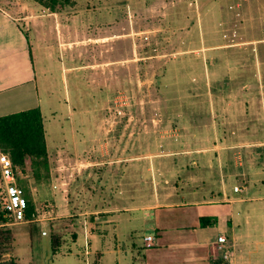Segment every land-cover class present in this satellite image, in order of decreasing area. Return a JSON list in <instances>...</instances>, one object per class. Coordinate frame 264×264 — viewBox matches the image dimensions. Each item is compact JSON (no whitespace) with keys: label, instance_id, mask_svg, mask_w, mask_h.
I'll return each mask as SVG.
<instances>
[{"label":"rangeland","instance_id":"1","mask_svg":"<svg viewBox=\"0 0 264 264\" xmlns=\"http://www.w3.org/2000/svg\"><path fill=\"white\" fill-rule=\"evenodd\" d=\"M77 3L78 8L87 3L97 7L105 1L77 0ZM233 3L234 7H231ZM243 4L242 8H238L237 0H181L177 5H169L158 13L141 15V4L136 0H123L119 4L110 0L107 25L103 17L105 12L102 16L99 12L80 15L84 22L91 17H94V21L100 20L93 22V27L89 28L94 34L100 29L111 35L126 34V39L109 44V58H125V62L115 65L103 75L89 70L66 72L63 69L71 65L80 66L86 62L106 60L107 54L102 58L101 50L92 52L79 48L77 57L72 62H64L59 52H49L45 46L36 52L34 67L47 117L50 167L48 172H41L38 180L33 175L30 161L26 170L20 168V185L22 183L26 197L32 199L36 205V217L29 223L19 222L0 228V234L9 231L12 236L11 242L1 248L6 252L3 255L5 260L14 259L18 264H87L83 248L84 238L81 236L78 242L73 241L77 239V234L80 238V233H84L86 221L91 225L92 215L84 214L77 218L70 215L74 212H86L88 192L91 191L96 193L94 204L98 207L105 200L112 204L118 203L112 192L113 188H117V182L123 180V175L127 189L123 204L127 207L138 204L143 209L136 214L133 222L121 225L119 235L125 250L120 251V254L106 255L103 264H140L147 254L151 257L158 252L156 249L150 252L141 249L146 234L156 235V223L161 224V230L172 228L170 224L156 221L155 212L145 210L148 204L154 203L153 173L159 175V181L161 178L167 179L168 187H171L174 194L179 193L171 202L182 201V192L192 188L178 180V177L182 179L184 176L178 174L179 169L173 168L176 163H166L165 156L159 157L157 166L154 164L153 171L148 172L152 158L149 155L162 156L169 149L177 151L187 142L182 128L188 121H193V114L202 115L203 121L208 123L212 120L209 98L204 97L195 102L188 96V91L194 89L205 92L207 81L214 78V64L217 68V48L208 49L206 52L200 50L198 55L194 54L195 51H183L217 45V38L222 36L217 35V26L220 25L217 18L221 17L252 16L256 31L251 30V34L256 32V37H263L257 30L264 16V0H255L249 6L247 2ZM71 6L72 4L62 1L57 8L61 15L68 18L75 14V8ZM53 24L54 21L46 24L50 36L53 35ZM139 29L143 33L134 34V30ZM218 29L222 28L219 26ZM82 31L84 33L86 30ZM233 31L228 32L229 38ZM237 33L241 32L237 30ZM81 36L83 34L78 31L77 37ZM262 47L264 43L256 46ZM252 49L253 46L247 47L240 54L244 53L246 61L254 64L255 53ZM237 51L238 48H233L218 52L223 55L218 58V62H222L227 53L235 57L234 53ZM191 79L196 81L195 87L189 82ZM69 95L70 105L76 111L72 119H69L67 105L64 103ZM82 97H87V101L81 102ZM56 108V118L50 120L51 113ZM215 108L217 110V106ZM207 137L209 138L206 136L205 139ZM198 139L202 140L203 137L198 136ZM91 144L93 146L89 148ZM101 145L105 146L104 149ZM247 153L248 151H242L237 156L248 158ZM135 155H141L144 159L147 157L142 163L145 166L140 167L138 172L126 170V165L121 171L118 169L120 164L108 168L99 165L94 167L97 173L94 174L93 182L87 181L85 171L91 168L86 166L87 161L101 162L103 158L123 159ZM191 157H186L187 163H191ZM160 159L163 161H159ZM197 172L200 177H207L204 171ZM189 174L194 173L187 171L186 178ZM105 178H109L106 189H112L109 194L107 192L109 196L106 199L105 196L103 198V191L106 190ZM133 182H137L135 187ZM235 184L243 185L240 177L228 181V190L231 193ZM215 186V182L207 180V189ZM161 210L163 221L168 219V223L182 220L185 214L188 217L192 214L186 213L188 209L180 207L172 211ZM221 225L229 231L225 221ZM53 239L56 242L53 243ZM133 243L137 245L136 250H132ZM258 259L259 264H264L262 250ZM254 261L256 262L255 259Z\"/></svg>","mask_w":264,"mask_h":264},{"label":"crops","instance_id":"2","mask_svg":"<svg viewBox=\"0 0 264 264\" xmlns=\"http://www.w3.org/2000/svg\"><path fill=\"white\" fill-rule=\"evenodd\" d=\"M104 1L105 3L97 7L87 3L84 7L78 8L77 0H70L71 7L75 8V14L65 18L59 11L53 12L49 8L48 10L44 5L33 0H25L23 3L17 0H0V117L40 108L47 141V117L34 67L35 54L44 46L49 52H59L64 62H72L77 57L79 48L92 52L101 50L102 58L107 54L106 60L64 67L66 72L89 70L103 75L115 65L125 62V58L121 60L109 58V44L112 41L126 39V34L111 35L101 29L94 34L89 28L93 27V22L100 20L94 21V17H91L84 22L80 16L96 12L101 13L102 16L105 12L103 17L106 21H103L107 25L109 22L107 8L110 0ZM122 1L115 0V4ZM136 1L141 4L139 11L143 15L158 13L169 5H177L181 0ZM253 1L255 0H237V7L242 8L243 2H247L249 6ZM231 7H234V3ZM217 19L222 28L218 29L217 26V35H222L217 38V45L183 51H195L194 54L198 55L201 53L198 52L200 50L206 52L208 49L217 48V68L214 64V78L207 81L205 92L194 89L188 91V96L195 102L204 97L209 98L212 120L208 123L203 121L202 115L193 114V121H188L182 128L187 144L184 142L177 151L169 149L170 152L167 150L169 153L162 156L149 155L152 158L149 167L147 166L148 172H151L154 164L157 166V159L166 157V163L169 161L176 163V166L173 164V168L179 169L177 173L184 176L182 179L178 177V180L192 189L182 192V201L171 202L179 193L174 194L173 190H170L171 187H168V180L161 178L159 181V175L153 173L154 203L148 204L145 210L155 212L156 221L170 224L172 228L161 230V224L156 223V235L153 236L157 244L154 247H147L144 240L145 236L151 234L144 236L141 249L147 252L156 249L158 252L151 257L147 254L140 264H259L261 250L264 253V156L262 154L264 153V47L256 48L258 44L264 43V16L257 30L263 37H256V32L251 34V30L256 31L252 16L237 15L233 18ZM51 21H54L52 36L48 34L49 30L46 27ZM82 29L86 31L83 33ZM236 29L241 33L238 34ZM77 30L83 34L81 38L77 37ZM231 30L234 31L229 38L228 32ZM142 33V29L134 30V34ZM135 38L139 37L135 36ZM250 46H253L252 52L255 53L254 64L246 61L244 53L240 54ZM233 48H238L234 53L235 57L227 53L220 64L218 58L223 57L221 53ZM189 82L195 87L196 81L191 79ZM67 97L64 103L67 105L68 117L72 119L76 111L70 105V95ZM82 101L86 102L87 97H82ZM57 110L58 108L51 113L50 120L56 118ZM198 136L203 139L199 140ZM206 136L209 138L205 139ZM92 146L91 144L89 148ZM101 146L104 149L105 146ZM242 151H248L246 154L248 158L237 156L241 155ZM186 157H191V163H187ZM145 159L141 155H135L123 159L103 158L101 162L87 161L86 166L91 168L86 169L85 175L87 181L92 183L94 174L97 173L94 167L102 165L108 168L117 164H120V167L118 166L120 171L126 165V170L132 169L136 173L140 167L145 166L142 164ZM198 170L204 171L207 177L197 175ZM187 171L194 174H189L186 178ZM237 177L241 178L243 185L235 184L234 187L238 186L242 191L235 192L233 187L231 193L228 190V181ZM133 178L135 179L136 176ZM208 179L215 182L216 186L207 189ZM108 180L109 178L104 180V189L109 184ZM124 180L125 175L123 180L117 182V188H113V197L118 203L112 204L105 200L102 206L98 207L94 204L96 193L91 191L88 192L86 212L82 214L74 212L70 215L74 218L84 214L92 215L91 225L86 221L84 233H80V238L77 234V239L73 241L76 243L81 236L84 238L83 248L87 264H103L106 255L120 254V251L126 248L119 235L121 225L133 222L136 214L140 213L143 207H139L135 202L131 207L123 204L127 191ZM132 185L136 186L137 182H133ZM111 190L107 187L103 191V198L104 196L105 199L108 198ZM115 205L119 207H114ZM178 207L188 209L186 213L192 214H189V217L183 215L182 220L169 223L168 219L163 221L161 209L172 211ZM201 218H210L215 222H208L207 226L203 227ZM38 221L40 222V219ZM223 221L228 225L229 231L221 225ZM131 234L130 231L129 235ZM222 234L228 237L232 246V257L229 261L224 260V252L219 249L218 238ZM132 247V250H136V243H133Z\"/></svg>","mask_w":264,"mask_h":264},{"label":"trees","instance_id":"3","mask_svg":"<svg viewBox=\"0 0 264 264\" xmlns=\"http://www.w3.org/2000/svg\"><path fill=\"white\" fill-rule=\"evenodd\" d=\"M53 12L58 11L57 6L70 0H34ZM0 152L8 155L16 167L27 169L28 161L34 177L41 178L43 170H49V153L46 141L44 119L40 108H34L7 116L0 117ZM22 185V183H21ZM35 211V204L29 199L27 219L32 217ZM208 222H215L210 218H201L203 227ZM12 238L9 231L0 234V264H18L14 259L5 260V251L2 246H7ZM52 242H56L53 239ZM2 248V249H1Z\"/></svg>","mask_w":264,"mask_h":264},{"label":"built area","instance_id":"4","mask_svg":"<svg viewBox=\"0 0 264 264\" xmlns=\"http://www.w3.org/2000/svg\"><path fill=\"white\" fill-rule=\"evenodd\" d=\"M21 175L20 167H16L8 155L0 152V228H7L19 222L28 223L36 217L34 211L32 217L27 219L29 199L20 185ZM234 190L242 191L239 187H235ZM144 240L147 247H154L157 244L153 235L145 236ZM218 244L219 249L224 252V260L229 261L232 257V246L228 237L225 234L219 236Z\"/></svg>","mask_w":264,"mask_h":264}]
</instances>
